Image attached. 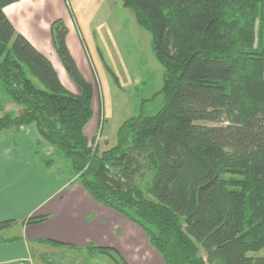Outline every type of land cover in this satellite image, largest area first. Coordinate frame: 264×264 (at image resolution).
Segmentation results:
<instances>
[{
	"label": "trees",
	"instance_id": "1",
	"mask_svg": "<svg viewBox=\"0 0 264 264\" xmlns=\"http://www.w3.org/2000/svg\"><path fill=\"white\" fill-rule=\"evenodd\" d=\"M19 1L0 0V82L21 107L0 117V132L35 127L92 198L139 226L166 264H264V0H122L151 34L164 105L124 121L105 151L85 135L94 87L68 48L66 24L53 23V44L78 94L8 19L4 9ZM13 224L0 223V240ZM90 254L127 264L112 248Z\"/></svg>",
	"mask_w": 264,
	"mask_h": 264
},
{
	"label": "crops",
	"instance_id": "2",
	"mask_svg": "<svg viewBox=\"0 0 264 264\" xmlns=\"http://www.w3.org/2000/svg\"><path fill=\"white\" fill-rule=\"evenodd\" d=\"M4 12L17 32L52 62L66 89L78 94V88L66 72L53 44L52 25L62 19L69 30L68 48L81 74L94 87L92 66L80 25L66 8L64 0H20L6 7ZM127 12L122 3L115 10L110 9V18L104 26L105 34L123 59L129 42L127 39L136 42L135 27L130 24ZM140 80L142 78L133 77L134 84ZM0 89L6 96L1 82ZM6 98L9 104H14ZM93 109L94 116L85 129L89 140L95 136L103 120L102 105L96 99L95 89ZM104 135L106 137L105 123ZM62 156L42 140L35 127L0 132V223H14L2 233L0 264L24 260L33 252L59 248L86 254L83 264H113L107 256H92L91 246L115 249L127 264H166L139 226L96 202L78 176L73 179L66 176L67 171L58 170L64 162ZM45 160H52L53 167L47 168ZM69 168H73L72 163ZM31 216H47L48 219L43 224L26 226L25 221ZM15 230L19 233L16 234ZM48 242L66 247L53 249Z\"/></svg>",
	"mask_w": 264,
	"mask_h": 264
},
{
	"label": "rangeland",
	"instance_id": "3",
	"mask_svg": "<svg viewBox=\"0 0 264 264\" xmlns=\"http://www.w3.org/2000/svg\"><path fill=\"white\" fill-rule=\"evenodd\" d=\"M66 8L72 13L75 21L80 25L91 62L94 89L97 101L102 105L104 123L100 125L92 138L99 145L101 151L109 150L117 144V132L122 123L140 114L155 115L164 105L163 96H157L163 86L165 70L157 60L152 37L149 32L138 26L134 14L127 9L130 24L135 27L136 42L127 39L125 59L121 57L104 32L108 22L110 9H116L122 0H64ZM124 6V5H123ZM127 70V71H126ZM133 77L142 78V81L133 83ZM2 89V88H1ZM0 89V117L4 113L17 115L20 106L9 104L6 96ZM63 155V154H62ZM63 157L58 170L68 172L66 176L75 179L74 168ZM62 161V159H57ZM47 167V166H46ZM48 168V167H47ZM69 169V170H68ZM70 171V174H69ZM77 178V177H76ZM18 234L19 231L15 230ZM55 248V246H51ZM264 256V249L258 253ZM86 254L79 255L70 249L52 251H38L31 255V264H83Z\"/></svg>",
	"mask_w": 264,
	"mask_h": 264
},
{
	"label": "built area",
	"instance_id": "4",
	"mask_svg": "<svg viewBox=\"0 0 264 264\" xmlns=\"http://www.w3.org/2000/svg\"><path fill=\"white\" fill-rule=\"evenodd\" d=\"M8 264H31V257L26 258L24 260H19V261H13Z\"/></svg>",
	"mask_w": 264,
	"mask_h": 264
}]
</instances>
